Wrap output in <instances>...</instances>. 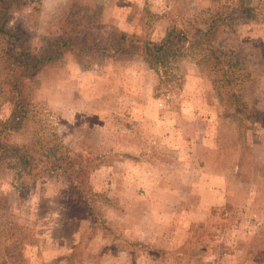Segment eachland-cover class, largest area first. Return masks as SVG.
<instances>
[{
  "label": "rangeland",
  "instance_id": "obj_1",
  "mask_svg": "<svg viewBox=\"0 0 264 264\" xmlns=\"http://www.w3.org/2000/svg\"><path fill=\"white\" fill-rule=\"evenodd\" d=\"M72 1L40 0L33 15L17 12L11 23L21 24L30 43L38 44L60 30ZM91 1L102 6L105 22L156 40L173 26H202L204 12L224 2ZM262 2L253 0L255 5ZM235 42L250 52L253 92L264 108V19L240 24ZM34 76V113L14 133L13 141L29 143L36 138L46 144L49 139L65 144L73 154L99 160L112 156L111 163L103 162L90 177L106 223L96 222L77 188L63 177H44L32 186L11 169L0 168V260L7 259L13 248L20 251L22 264H72L70 256L82 232L96 222L92 238L87 240V233L77 248L82 252L80 263L152 264L156 259L159 264H174L161 250L191 239L198 222L187 221L206 211L201 199L209 184H218L207 178L214 174L224 175L228 182L227 202L224 208L210 207L209 217L213 221L225 217L227 222L219 226L208 262L223 264L225 253L218 251L251 244L246 230H264V125L256 124L243 137L241 120L231 114L212 77L193 56L171 60L158 71L142 57L120 55L101 63H79L67 54ZM10 111L0 82V116ZM123 153L130 156L121 157ZM158 192L165 200L158 205L160 212L168 210L187 225L173 229L156 248L139 250L132 244L138 240L135 225L124 217H146ZM126 204L131 211L122 207ZM252 243L264 247V237Z\"/></svg>",
  "mask_w": 264,
  "mask_h": 264
},
{
  "label": "trees",
  "instance_id": "obj_2",
  "mask_svg": "<svg viewBox=\"0 0 264 264\" xmlns=\"http://www.w3.org/2000/svg\"><path fill=\"white\" fill-rule=\"evenodd\" d=\"M40 0H0V82L4 102L11 105L8 116H0V168L11 169L24 183L33 186L44 177H63L77 188V193L90 214L100 225L105 218L96 206L95 192L90 181L91 173L103 162L91 155L73 154L61 142L33 138L29 143L13 141V135L27 125L34 113L32 87L34 75L47 65L60 62L72 54L79 62L101 63L115 56L142 57L151 68L167 66L181 56H193L212 77L231 114L241 120V135L256 124L264 125V108L253 92L251 57L249 50L236 41L238 26L264 19V2L255 5L253 0H224L213 4L204 12V24L194 28L173 26L166 35L156 40L149 35L129 33L102 19V6L91 0H73L60 30L40 39L38 44L29 41L21 24L11 23L13 15L25 12L31 16ZM160 79H163L161 75ZM163 81V80H162ZM123 156H130L123 153ZM20 183L24 188L26 184ZM226 205H220L224 208ZM226 211V210H225ZM211 218V217H210ZM193 224V235L185 244L169 252L174 264H211L208 259L214 251L215 235L227 218ZM82 232L70 256V263H80L81 250H77L87 233L92 238L97 223ZM216 228V229H215ZM139 250L152 247L141 240L132 242ZM76 251V252H75ZM20 251L8 250V258L0 264H22Z\"/></svg>",
  "mask_w": 264,
  "mask_h": 264
},
{
  "label": "crops",
  "instance_id": "obj_3",
  "mask_svg": "<svg viewBox=\"0 0 264 264\" xmlns=\"http://www.w3.org/2000/svg\"><path fill=\"white\" fill-rule=\"evenodd\" d=\"M258 127L262 128L261 125ZM263 129V128H262ZM207 178H210V180L213 178L214 181L217 179L218 184H209V192L206 195H203V198L201 199L203 207H206V211H201V213L198 216H192V218H189L187 222L194 223V222H202L207 220L209 217V208L212 206H220L227 202V194L226 189L228 188V182L226 178L223 176H215L214 175H208ZM157 190V188H156ZM147 193V192H146ZM176 197L177 195L174 194ZM125 197V196H124ZM178 198V197H176ZM175 198V199H176ZM127 198H121L120 200L122 202H126ZM146 200V198H144ZM128 203V201H127ZM157 204V206H156ZM165 204V200L161 198V192H158V198L157 201H155V204L153 206H150L148 209L151 211L146 217L140 214L137 218V220H132L131 215L129 214L127 217H124V221L128 223H132L135 226L132 228L134 232L136 233V237L138 240L144 241L151 247L156 248L155 244H160L161 241H163L164 238H168L170 236V232L173 231V229L177 228L179 225L185 226L187 225V222H184L182 218H178V216H174L170 211L165 210L166 213H161L158 208V205ZM124 209H128V211H131L130 206L123 205ZM146 218V220L144 219ZM244 219V218H243ZM245 239L250 238L249 242L251 244L248 245H237L232 246V250H226V251H218V253H225V255L221 258H223V264H264V247L258 248L256 245H254L252 242L255 240L256 237H264V230L260 229H249L246 230L245 233ZM162 248V247H161ZM160 248V250H161ZM171 249H173L171 247ZM171 249H163L161 251L167 250L168 252ZM229 251V253H227ZM259 254V255H256ZM256 255V256H255ZM260 255L262 258H260ZM220 260H218V264H220ZM151 264V263H149ZM152 264H159L158 260L152 261Z\"/></svg>",
  "mask_w": 264,
  "mask_h": 264
}]
</instances>
